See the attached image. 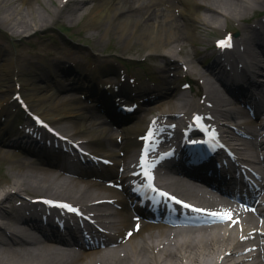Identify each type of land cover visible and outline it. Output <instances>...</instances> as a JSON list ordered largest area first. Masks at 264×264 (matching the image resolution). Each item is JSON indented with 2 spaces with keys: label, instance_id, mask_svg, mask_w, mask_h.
I'll return each mask as SVG.
<instances>
[{
  "label": "bare ground",
  "instance_id": "6f19581e",
  "mask_svg": "<svg viewBox=\"0 0 264 264\" xmlns=\"http://www.w3.org/2000/svg\"><path fill=\"white\" fill-rule=\"evenodd\" d=\"M34 1L0 0V30L8 33L11 38H17L23 36L30 29L36 33L43 29H49L52 23L58 21L57 19L65 12L66 6H69L66 5L64 8L63 5L57 4L50 16L48 14L49 6L54 0H37L33 4ZM59 1L61 3V0ZM69 1L71 4L73 3V14L67 16L68 21H76L81 15L89 12L88 25L104 24L106 30L113 29L121 37L125 36L126 43L134 40L140 42L151 52L162 48L166 54H172L175 52L171 47L172 43L182 41L186 35L196 34V26L200 25V28L202 26H214V24L218 25L228 18L243 19L251 9L263 0H161L162 11L159 14L147 9L148 0ZM200 1L207 6L206 11L208 13L205 15L198 14L197 7ZM166 2L176 3V6L180 7L178 17L170 11V5ZM42 9L46 12H43ZM155 19H157L156 24L153 23ZM185 23L186 26L184 27ZM253 45L257 46L256 41L249 44L248 57L251 58L256 72L263 74L264 69L259 61L264 63V50L262 51L263 59H259L252 52ZM69 56L77 57L76 52L72 55L69 54ZM79 56L86 57L87 54L80 53ZM15 58L0 49V118L6 113L7 108L5 109V107L10 103L9 92L18 83L27 88L29 100L37 101L34 106L35 111L41 113L45 118L55 121L67 134L87 141L97 150L107 149L109 155L116 152L114 140L111 137L113 131L110 130V122L107 121L111 115L107 114L93 119L91 109H88L85 100L75 98L72 95V98H69L67 96L70 95L60 94L56 91L65 87L64 84L68 79L79 83L84 80L87 84L81 90L82 94L85 92L95 94L97 84L101 83L102 65L98 67V71L94 69L88 73L79 66L78 70L71 72L72 75L71 73L68 74L64 82L62 74L66 73V67H61L56 61L48 62L43 59L33 61L22 54ZM97 58V62L103 60L100 55ZM104 66V73L112 72L113 69L109 63ZM203 76L207 87L212 89V93L215 95L213 98L217 102L233 104L231 99L228 98V101L220 95L218 96V90L211 75L209 76L207 72H204ZM178 96L180 100L184 98L182 94ZM94 101L92 100V102ZM173 102L170 98L167 105L162 106L161 111L172 110L170 106L175 105ZM154 109L152 107L144 108L147 112ZM243 122L247 123L246 120ZM7 125L8 123H5L2 129H5ZM144 126L141 121L124 126L122 127L123 136L130 137L132 133H141ZM124 140L125 138H122L120 146L125 147L126 152H130L129 149L134 142L132 141L128 145L125 144ZM0 141L10 145L8 150L0 148L1 155L11 157L18 155L13 144L5 141L3 137H0ZM19 160L10 163L15 166L9 176L11 187L5 189L6 185H0V200L3 202L8 197L15 200L18 197H14V194L26 189L46 191L51 195L71 197L72 199L78 198L79 201L112 198L114 196V191L111 188L61 176L44 167L43 162L41 164L35 160ZM45 162L49 166L55 164L49 160H45ZM173 181L176 186L182 188L183 181ZM11 188H16L15 192ZM10 189L13 193L9 191ZM105 192H107L106 195H104ZM3 210V207L0 206V264H212L215 261H213L212 255L216 254L225 244L236 246L234 239L230 237L226 240L217 230L211 232L201 230L177 231L144 223L143 228L147 230V236L141 237L142 241L139 243L131 240L127 250L125 248H107L106 250L76 252L70 247L46 242L32 236L24 224H20ZM125 222L123 219L119 221V224H125ZM121 251L124 254H121Z\"/></svg>",
  "mask_w": 264,
  "mask_h": 264
},
{
  "label": "rangeland",
  "instance_id": "374dc122",
  "mask_svg": "<svg viewBox=\"0 0 264 264\" xmlns=\"http://www.w3.org/2000/svg\"><path fill=\"white\" fill-rule=\"evenodd\" d=\"M37 0L33 2L35 4ZM59 0H54L49 8L48 14L51 16ZM43 10V9H42ZM43 12H46L43 10ZM47 14V13H46ZM73 14V3L66 7L65 12L52 23V26L48 29H43L39 34H34L33 29L28 30L21 37L11 38L8 33L0 30V49L3 48L4 52L8 53L11 57H17L18 55H24L29 59H42L40 53L49 54L51 51L60 52L65 48L71 50L80 51L83 54H87L82 59L91 60L93 53H104L106 56L118 54V55H133L137 49H141L143 55L148 52L140 42L130 41L126 43L125 36H120L113 29L106 30L104 24L90 26L87 24L89 12L81 15L76 21L70 22L67 16ZM222 22L221 25H224ZM204 27V26H203ZM202 32L203 39L208 40L211 36L210 29L204 27ZM208 29V30H207ZM64 31V33L62 32ZM31 33V34H30ZM59 50V51H58ZM55 53V54H56ZM137 54V53H136ZM142 55V56H143ZM25 96L28 94L27 88L23 86L20 90ZM31 106L34 107L37 103L36 100L29 101ZM6 156L0 154V159L3 160ZM7 160L0 161V177H3L1 181L6 185L5 189L11 187L9 185V176L11 175L14 165H7ZM17 167V166H16ZM18 168V167H17ZM11 184V183H10ZM9 185V186H8Z\"/></svg>",
  "mask_w": 264,
  "mask_h": 264
},
{
  "label": "snow or ice",
  "instance_id": "6c2138e0",
  "mask_svg": "<svg viewBox=\"0 0 264 264\" xmlns=\"http://www.w3.org/2000/svg\"><path fill=\"white\" fill-rule=\"evenodd\" d=\"M222 46L224 45V42H221ZM143 167V163L141 165ZM149 187H151V185H149ZM154 190V189H153ZM159 195H167L165 193H159ZM51 203V202H49ZM60 207H66L68 208L69 210H72L74 211V209L71 208V206H67V205H58ZM184 207H189L188 205H184ZM194 211H197V212H200L202 211L201 209H194ZM210 216H213V217H218L220 219H231V213L230 212H227V213H216V212H212V213H209ZM238 221H233V223H237Z\"/></svg>",
  "mask_w": 264,
  "mask_h": 264
}]
</instances>
